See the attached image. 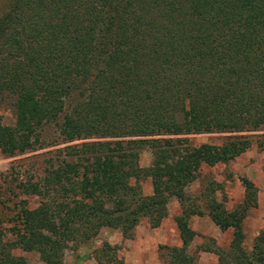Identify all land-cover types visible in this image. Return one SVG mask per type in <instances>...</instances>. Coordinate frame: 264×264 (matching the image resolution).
Segmentation results:
<instances>
[{
	"label": "trees",
	"instance_id": "16d2710c",
	"mask_svg": "<svg viewBox=\"0 0 264 264\" xmlns=\"http://www.w3.org/2000/svg\"><path fill=\"white\" fill-rule=\"evenodd\" d=\"M0 3V109L13 115L10 126L0 121V153L29 151L47 125L65 143L81 141L58 149L39 182L19 184L40 201L20 208L10 238L0 235V264H24L14 249L64 264L68 244L88 243L102 227L123 238L141 218L157 227L171 199L181 207L180 246L167 248V264H197L188 218L203 214L231 240L226 253L212 242L201 251L219 264H264V229L249 254L241 247L242 219L256 205L250 182L241 179L242 203L229 211L212 187L202 207L185 194L199 167L232 160L251 145L247 133L264 132V0ZM204 133L225 137L188 138ZM100 253L122 264L106 243Z\"/></svg>",
	"mask_w": 264,
	"mask_h": 264
},
{
	"label": "rangeland",
	"instance_id": "374dc122",
	"mask_svg": "<svg viewBox=\"0 0 264 264\" xmlns=\"http://www.w3.org/2000/svg\"><path fill=\"white\" fill-rule=\"evenodd\" d=\"M0 121L3 125L13 124L12 111L8 107L0 109ZM247 135L251 140L247 150L226 163L199 167L196 180L185 188V194L192 199L197 198L196 201L202 207L200 196L212 187L216 201L229 211L242 203L244 192L241 179L250 182L256 189V205L245 211L241 222V247L249 254L255 237L264 229V132L247 133ZM224 137L225 134L221 133L188 136L193 145L220 144ZM80 142H63L58 136L56 127L47 125L42 129L38 143L29 151L14 156L0 153V235L10 238L9 231L17 223L20 208H34L40 201L37 196L24 194L19 184L39 182L49 165L57 163L58 149ZM149 162V152L141 151L139 166L146 167ZM139 188L144 196L151 193L148 179L142 180ZM180 213V205L171 199L166 205V216L157 227H151L145 218H141L125 238L121 236L119 229L102 227L92 241L76 247L68 244L63 251L62 262L111 264L106 262V257L100 253L102 245L106 243L114 248V258L122 264H167V248L180 246L174 223V217ZM188 225L194 236L187 247V253L194 257L197 264H219L221 261L218 255L201 251L199 247L205 242H212L214 247L226 253L231 240V230H220L205 214L190 216ZM11 253L21 257L24 264H43L34 252L14 249ZM83 253L88 256L77 261V257Z\"/></svg>",
	"mask_w": 264,
	"mask_h": 264
}]
</instances>
